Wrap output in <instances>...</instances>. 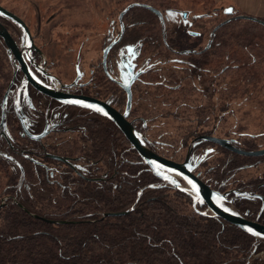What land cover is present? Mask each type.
Here are the masks:
<instances>
[{"label":"flooded vegetation","instance_id":"af4514ba","mask_svg":"<svg viewBox=\"0 0 264 264\" xmlns=\"http://www.w3.org/2000/svg\"><path fill=\"white\" fill-rule=\"evenodd\" d=\"M143 5L151 7L147 3L134 2L109 18L97 59L84 55L83 49L90 38L87 41L85 38L80 39L77 44V37H71L67 42L68 53L76 50V55L68 62L73 73L68 71L65 74L59 71L61 59L49 54V49L56 42L47 40L44 33L48 30L49 35L56 28L40 27L43 19L41 10H36L39 28L33 31L24 16L1 5L25 22L33 40L32 45L27 44L17 25L0 17V25L8 32L9 42L14 45L11 48L9 42L0 36V164L6 167H3L4 173L14 175L18 168L30 162L34 174H37L35 178L40 175L39 168L44 170L47 177L56 180L66 168L70 169L74 178H86L87 166L90 165L84 163L86 156L77 153L75 147L78 142H85L88 132L86 125L91 126L93 120L97 119L117 128L119 135L125 136L115 122L101 113L61 101L78 98L88 103L97 101L122 115L130 107L127 121L145 136L153 152L174 162L184 163L191 144L197 141L191 157L196 163L201 161V164L195 170V175L214 191L228 194V201L235 197V190L262 196L257 189L233 187L231 178L214 177L211 173L217 161H221V164L228 162L229 167L232 165V154H240L205 138L227 140L236 149L246 152L264 149H241L249 141L248 138L256 139L246 132H236L237 137L219 133L224 127L223 120L232 110L230 104L234 101L231 97L234 61L227 55L226 63L218 69L217 56L199 55L209 50L211 54L217 53V47L223 44L215 40V36L218 26L224 22L209 32L200 22L217 16L218 12L197 13L192 9L166 8L157 10L163 15L160 18ZM136 8L146 9L156 16L163 41L151 42L150 46L141 38L138 26L145 21H138ZM225 11L224 15L229 16L227 20L234 18L235 9L232 15L225 14ZM50 15L45 24H50L59 16L54 13ZM204 33L207 39L197 41L204 37ZM179 37H186L188 42L184 43ZM130 47H134V51L140 47L136 57L134 52L129 51ZM244 64L248 65L247 62ZM131 68L134 74L139 75L130 85L129 93L126 88L130 79L124 77L123 73L126 74V70ZM188 93L190 102L186 103ZM84 117L88 119L83 122L81 119ZM184 135L190 136L188 141L184 140ZM172 136L176 137V143H187L185 151H173L169 141ZM180 137L183 138L178 139ZM64 149H68L69 153L61 151ZM56 157L66 159L67 163ZM93 165L97 167V164ZM29 168L27 171L31 174ZM230 174L233 175L232 170L227 171V175ZM22 175H25L24 172ZM106 176L107 173L93 180L102 181ZM180 183L186 186L181 180ZM4 187L7 190L6 184ZM9 200V195L0 196V207ZM238 201L228 204L236 209L235 203ZM198 209L201 208L198 206ZM201 210L205 211L204 208ZM241 214L249 220L258 221L250 218L249 211Z\"/></svg>","mask_w":264,"mask_h":264},{"label":"trees","instance_id":"16d2710c","mask_svg":"<svg viewBox=\"0 0 264 264\" xmlns=\"http://www.w3.org/2000/svg\"><path fill=\"white\" fill-rule=\"evenodd\" d=\"M157 2L162 0L147 4L156 10L166 9ZM136 9L138 21H145L138 26L141 38L149 45L163 41L161 30L156 31L160 27L156 16L146 9ZM257 28L262 26L251 20L233 19L216 32L215 40L223 43L217 49L220 52L199 54L224 57L232 49L228 55L235 65V90L256 78H245L251 64H244L239 41L249 40ZM252 46L247 52L255 64L257 51ZM188 94L186 103L190 102ZM86 128L85 142L75 146L77 153L86 156L84 163L90 165L86 178H74L66 168L56 180L39 168L37 179L30 162L9 175L4 173L5 165L0 164V196H10L0 207V264H264L263 240L210 213L203 215L201 209L197 212L189 195L156 178L117 128L97 119ZM183 137L186 141L190 138ZM169 141L173 151L188 147L187 143H176L173 136ZM255 141H247L241 149L258 150ZM63 151L69 153L68 149ZM232 155V165L217 161L212 175L231 178L233 187L257 189L264 197V172H258L264 157ZM252 169H257L255 175L239 176ZM228 170H232L233 177L227 175ZM105 173L102 181L93 180ZM235 208L240 213L249 211L251 219L264 224L260 199L239 200ZM129 210L127 215H118Z\"/></svg>","mask_w":264,"mask_h":264},{"label":"rangeland","instance_id":"374dc122","mask_svg":"<svg viewBox=\"0 0 264 264\" xmlns=\"http://www.w3.org/2000/svg\"><path fill=\"white\" fill-rule=\"evenodd\" d=\"M150 1L151 0H0V4L24 16L33 31L39 28L36 10H41L43 19L41 20L42 26L40 27L43 29L47 28L46 26H48V28H56V30L52 33L50 32L49 35L48 30L44 33L47 40H54L56 42L54 47L49 49V54L61 59L62 62L59 71L65 74L68 71L73 73V68L68 65V62L72 61L76 55V50L74 53H68L69 47L67 46V42L71 37H77V44L80 39L85 38L87 41V39L90 38L83 49L84 55L85 57L97 59L102 48L101 41L108 27L109 18L114 17L119 9H123L131 3H149ZM157 4L160 5V8L165 6V8L192 9L197 13L217 11V16L209 20L203 19L200 21L202 23L201 25L207 27H204L208 29L207 32L221 22L225 23L229 21L227 20L229 16L224 15V11L229 8L235 9L234 18L231 20L239 17L238 14L250 16L246 12L264 16V0H162V2H157ZM53 13L59 15L57 19L50 24H45L49 16H51L50 14ZM142 18L143 17H141V19ZM254 18L264 21V17L262 18V16H255ZM150 20L158 25L155 17L150 16ZM262 28L264 27L262 26ZM262 28L254 29L249 40L239 41V46H243L242 49H244L243 53L245 55L243 54V56L245 57V62L249 65L251 64L249 72L245 74V78H247V81L254 79L253 75H256V78L254 81L250 82L248 86L244 85L237 90L233 87V95L231 97L234 101L230 104L232 110L229 116L223 120L224 127L219 131L222 135L229 134V137H237L236 132L239 131L255 136V144L258 149L264 148V29ZM156 31L159 33V27H156ZM205 34L206 33H204V37L201 38L200 41L207 39ZM179 40H182L184 43L188 42L186 37H179ZM183 42L180 43L184 44ZM246 43L249 45H246ZM250 45H253L252 47L257 51V62L255 64L251 63V58L247 52L250 50L249 48H251L248 47ZM75 47V49H77L78 45ZM229 50L232 49L229 48L224 57L223 54L221 56L217 55L218 69L224 66L222 64L226 63V57L228 53L230 54ZM217 52L220 51L218 50ZM233 81L235 83V78H233ZM223 97L230 98L228 96ZM260 135H263V137H259ZM248 139L250 141L253 140L251 138ZM61 151L65 152L63 150ZM256 171L257 169H252L241 173L239 176L248 178L255 175ZM258 172H264V165L258 168Z\"/></svg>","mask_w":264,"mask_h":264},{"label":"water","instance_id":"95a60500","mask_svg":"<svg viewBox=\"0 0 264 264\" xmlns=\"http://www.w3.org/2000/svg\"><path fill=\"white\" fill-rule=\"evenodd\" d=\"M131 7L125 10L123 12V15ZM143 7L153 11L160 18H163L161 12L149 6L143 5ZM229 9H231V11H228ZM229 9L225 11V14L227 15L234 14V8H229ZM0 17H3L15 23L23 32L26 43L30 45L33 44L31 33L23 20H21L18 16L14 15L12 12L5 9L1 5H0ZM238 18L251 20L264 27V21L258 18H254L250 16H239L237 17V19ZM229 21L219 25L218 28L222 27ZM0 36L3 37L7 42H9L10 40L9 34L1 25H0ZM9 45L11 46V48H14L13 43L9 42ZM130 50L134 52L133 55L136 57L139 54L140 47L136 51H134V47H130L129 51ZM133 72L134 69L131 68L129 71L126 70V74L125 72L123 73L124 77H128L130 79L129 80L130 82L126 88L129 93H130V85L135 81V79L139 75V73L134 74ZM61 101L74 106L90 108L93 111L101 113L102 115L106 116L107 118L115 122L117 126L121 129L124 136L130 142L133 149L139 154L143 162L150 167L156 178L168 185L177 188L181 192L189 195L194 202L193 206L195 210H197V212L200 213L198 206L201 209L204 208L205 211L202 212L203 215H207L208 213H210L211 216L223 219L224 221L230 223L231 225L236 226L237 228L241 229L242 231L256 238L257 240L264 241V224L258 221L249 220L248 218H246V216L242 215L239 211L233 209L228 204V202L232 203L233 201L236 200L260 199L262 201L261 212H264V197L248 191L235 190L233 191L235 197L232 200L228 201L227 199L228 194L223 195L220 192L211 189L209 185L204 183L194 173L195 170L201 164V161L196 163V161L193 160L191 157V153L194 147L196 146L197 141L191 144L185 162L177 163L172 160L163 158L151 150V148L149 147V145L145 140V136L139 131H137L135 128H133L132 125L127 121L130 107L127 113L125 115H122L109 107H105L104 105L100 104L97 101L88 103L87 101L78 98H74L68 101L61 99ZM205 139L206 141H210L214 144H217L223 148H226L228 150H231L237 154L246 157H264V149L254 152H246L236 149L227 140H221L218 138H205ZM55 159L67 163V160L64 158L56 157ZM180 180L183 181L186 184V186H183L180 183ZM130 211L132 210L120 213L118 215H127L128 213H130Z\"/></svg>","mask_w":264,"mask_h":264},{"label":"crops","instance_id":"0c3cea01","mask_svg":"<svg viewBox=\"0 0 264 264\" xmlns=\"http://www.w3.org/2000/svg\"><path fill=\"white\" fill-rule=\"evenodd\" d=\"M248 15L252 16V17H260L262 16V18L264 17L263 15L259 14V15H256L255 13L254 14H249L248 12H246Z\"/></svg>","mask_w":264,"mask_h":264},{"label":"snow or ice","instance_id":"6c2138e0","mask_svg":"<svg viewBox=\"0 0 264 264\" xmlns=\"http://www.w3.org/2000/svg\"><path fill=\"white\" fill-rule=\"evenodd\" d=\"M228 11H231V9H229Z\"/></svg>","mask_w":264,"mask_h":264}]
</instances>
